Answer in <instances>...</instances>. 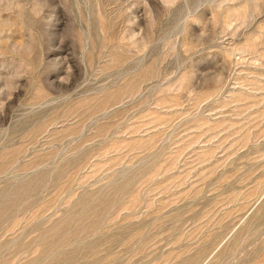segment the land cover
<instances>
[{
    "label": "rangeland",
    "instance_id": "rangeland-1",
    "mask_svg": "<svg viewBox=\"0 0 264 264\" xmlns=\"http://www.w3.org/2000/svg\"><path fill=\"white\" fill-rule=\"evenodd\" d=\"M0 264H264V0H0Z\"/></svg>",
    "mask_w": 264,
    "mask_h": 264
}]
</instances>
